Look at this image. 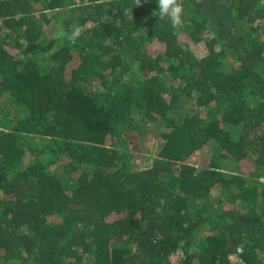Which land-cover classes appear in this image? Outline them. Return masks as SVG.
Returning <instances> with one entry per match:
<instances>
[{
    "label": "trees",
    "instance_id": "1",
    "mask_svg": "<svg viewBox=\"0 0 264 264\" xmlns=\"http://www.w3.org/2000/svg\"><path fill=\"white\" fill-rule=\"evenodd\" d=\"M0 264H264V0H0Z\"/></svg>",
    "mask_w": 264,
    "mask_h": 264
},
{
    "label": "rangeland",
    "instance_id": "2",
    "mask_svg": "<svg viewBox=\"0 0 264 264\" xmlns=\"http://www.w3.org/2000/svg\"><path fill=\"white\" fill-rule=\"evenodd\" d=\"M48 34L49 35L46 36L47 37L46 41H49V44H51V40H52L51 37L53 36V33L50 32ZM51 47H52L51 49H54L55 45H52ZM152 48H153V51H156L157 53H160V52H161V54L163 53L162 52L163 49L161 47L153 46ZM193 51H194V53L196 55L202 56V51H201L200 46H198L197 48H194ZM178 117H179L178 115L175 116V118H178ZM149 128H152V126H149ZM155 131H156V129H154L152 132H149V134H147V135L145 134V136L143 138V144H144V146L146 148V151H147L149 157L152 159V161L158 157V152H159V150L161 148V143L158 140V137L155 136L156 135ZM197 164L198 163H196L195 166L199 167V165H197ZM134 165H135L136 168H139V161H134ZM141 166L143 167V166H146V165L142 164V165H140V167ZM244 170L245 169H242L239 165H236L235 163H232V162L226 168V171L228 173L235 174V175L240 174V173L242 174V172ZM171 259H172L173 263H175L176 259H177V256H173ZM233 261H234V258H233Z\"/></svg>",
    "mask_w": 264,
    "mask_h": 264
},
{
    "label": "clouds",
    "instance_id": "3",
    "mask_svg": "<svg viewBox=\"0 0 264 264\" xmlns=\"http://www.w3.org/2000/svg\"><path fill=\"white\" fill-rule=\"evenodd\" d=\"M233 258H234V261H233ZM230 259L232 260V262H233V263L240 262V261L238 260V258H237V256H236V255H233V256H231V258H230Z\"/></svg>",
    "mask_w": 264,
    "mask_h": 264
}]
</instances>
